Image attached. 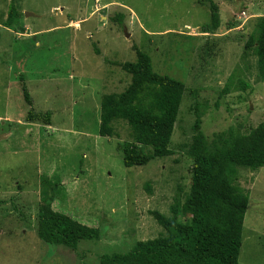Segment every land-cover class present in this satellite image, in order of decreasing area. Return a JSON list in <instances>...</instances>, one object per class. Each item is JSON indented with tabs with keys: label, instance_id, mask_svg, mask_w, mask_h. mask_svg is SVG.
I'll list each match as a JSON object with an SVG mask.
<instances>
[{
	"label": "rangeland",
	"instance_id": "374dc122",
	"mask_svg": "<svg viewBox=\"0 0 264 264\" xmlns=\"http://www.w3.org/2000/svg\"><path fill=\"white\" fill-rule=\"evenodd\" d=\"M210 1L220 17L214 35L201 32ZM204 2L0 0V264H100L101 255L165 235L150 212L169 215L174 197L189 190L185 147L196 114L208 142L262 121L264 80L244 42L264 15V0ZM11 4L20 15L5 25ZM133 44L154 72L182 81L185 91L171 154L125 167L117 143L130 129L115 121L114 136L99 135V105L103 94L130 82L121 64L135 60ZM29 110L50 111V124L27 121ZM237 169L233 182L248 196L238 264H264V165ZM53 183L52 207L98 227L99 239L80 240L73 250L37 237L36 212Z\"/></svg>",
	"mask_w": 264,
	"mask_h": 264
},
{
	"label": "trees",
	"instance_id": "16d2710c",
	"mask_svg": "<svg viewBox=\"0 0 264 264\" xmlns=\"http://www.w3.org/2000/svg\"><path fill=\"white\" fill-rule=\"evenodd\" d=\"M209 7L210 22L201 26V32L214 35L220 25L219 9L212 1ZM18 15L17 7L11 4L4 24L10 25ZM132 47L135 60L121 64L130 75V82L120 92L102 95L98 122L101 136H114L115 121H123L129 127L130 138L117 143L125 167L144 165L171 154L169 145L185 91L182 81L154 72L150 56L137 45ZM244 49L254 54L257 74L264 80V15L257 18ZM21 88L26 104L31 105L24 83ZM26 119L50 124L51 112L29 110ZM200 123L196 114L193 133L185 147L192 159L186 196L174 197L169 207L171 215L150 212L166 234L138 240L127 252L101 255L100 264H238L248 196L233 181L238 167L255 170L264 165V116L247 133L229 127L215 134L210 142L199 129ZM43 179L50 184L47 178ZM57 186L53 183L51 192L42 195L36 212L37 237L73 250L80 240L99 239L98 227L83 224L52 207Z\"/></svg>",
	"mask_w": 264,
	"mask_h": 264
},
{
	"label": "water",
	"instance_id": "95a60500",
	"mask_svg": "<svg viewBox=\"0 0 264 264\" xmlns=\"http://www.w3.org/2000/svg\"><path fill=\"white\" fill-rule=\"evenodd\" d=\"M25 15H26V16H28V14H27V13H25ZM125 35H126V36H128V33H127L126 31H125Z\"/></svg>",
	"mask_w": 264,
	"mask_h": 264
},
{
	"label": "built area",
	"instance_id": "2783aa9c",
	"mask_svg": "<svg viewBox=\"0 0 264 264\" xmlns=\"http://www.w3.org/2000/svg\"><path fill=\"white\" fill-rule=\"evenodd\" d=\"M2 123V121L0 120V124Z\"/></svg>",
	"mask_w": 264,
	"mask_h": 264
},
{
	"label": "crops",
	"instance_id": "0c3cea01",
	"mask_svg": "<svg viewBox=\"0 0 264 264\" xmlns=\"http://www.w3.org/2000/svg\"><path fill=\"white\" fill-rule=\"evenodd\" d=\"M236 28V27H235ZM235 28H233V29H235Z\"/></svg>",
	"mask_w": 264,
	"mask_h": 264
},
{
	"label": "clouds",
	"instance_id": "9594fccd",
	"mask_svg": "<svg viewBox=\"0 0 264 264\" xmlns=\"http://www.w3.org/2000/svg\"><path fill=\"white\" fill-rule=\"evenodd\" d=\"M1 120V119H0ZM2 121V120H1Z\"/></svg>",
	"mask_w": 264,
	"mask_h": 264
}]
</instances>
